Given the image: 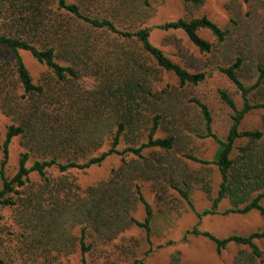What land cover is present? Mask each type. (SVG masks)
<instances>
[{
    "label": "rangeland",
    "instance_id": "1",
    "mask_svg": "<svg viewBox=\"0 0 264 264\" xmlns=\"http://www.w3.org/2000/svg\"><path fill=\"white\" fill-rule=\"evenodd\" d=\"M150 3L149 8L137 9L135 6L139 4L134 2L130 4L131 9L125 10L116 0H111L104 13L111 18L112 14L116 15L115 23L122 30L151 29V43L174 63L190 73L206 75L199 86H181L172 74L160 71L153 63L145 64L151 72L148 79L154 93L163 99L159 106L162 119L156 137H173L174 148L170 151L145 150L142 159L132 155L112 156L100 167L85 171L62 174L53 169L47 172L46 177L32 173L25 187L12 194L14 205L1 209L0 260L6 264H264V240L256 242L262 253V257L257 258L249 247L236 245L218 253L216 245L208 238L190 233L197 228L199 233L223 239L231 235L264 232L263 215L254 211L247 215L225 216L224 212L231 208V204L224 200L218 207V214L200 219L173 188L187 190L195 211L201 214L211 209L213 199L218 195L222 178L213 160L219 146L212 138H203L207 133L206 121L195 101L208 108L213 133L225 140L233 124V112L221 100L219 93L227 92L239 110L243 108V101L235 86L220 72L221 68L241 59L243 64L238 76L247 88L252 89V104H264V79L254 88L261 71H264V0H250L249 3L243 0H201L199 5L186 0H150ZM204 16L228 33L226 40L219 42L210 32L200 31V36L214 47L211 54L200 53L182 31L156 29L166 23L191 21ZM22 54L35 84H55L45 66L29 53ZM98 85L95 76L83 73L78 81L59 87L89 97L98 90ZM2 89L0 163L4 157L1 149L8 129L19 125L18 112L30 102L15 74ZM241 130L264 133V109L249 113ZM113 132H116V127ZM26 142L24 137L12 141L8 178L12 179L18 172L21 155L29 150ZM111 142V135L106 136L100 149L92 150L94 153L90 157L108 151ZM246 143L240 141L238 146ZM256 146L264 148V137ZM127 147L129 144L123 138L119 149L123 151ZM73 151L75 149L70 151V155ZM85 153L87 151L78 154V163L88 160L84 159ZM188 156L210 164L195 163ZM38 159L40 157L36 153L31 154L28 167ZM137 185L152 208L149 237L136 226L120 230L122 225L116 219L111 220L113 224H107V218L98 220L99 228L85 223L86 217L81 211L89 202L93 205L101 197H108L109 193L114 194L115 201L121 205L128 200L130 217L144 222L146 210L135 194ZM261 204L264 206V199ZM85 229L88 233L86 244L92 245V249L84 255L80 239Z\"/></svg>",
    "mask_w": 264,
    "mask_h": 264
},
{
    "label": "trees",
    "instance_id": "2",
    "mask_svg": "<svg viewBox=\"0 0 264 264\" xmlns=\"http://www.w3.org/2000/svg\"><path fill=\"white\" fill-rule=\"evenodd\" d=\"M109 1L0 0V89L15 74L24 94L30 97L23 111L18 112L19 125L8 129L1 149L4 157L0 163V219L1 209L14 205L12 194H15L16 189L25 187L32 173L46 177L47 172L53 169L62 174L85 171L100 167L112 156L132 155L142 159L145 150L170 151L174 148L173 137H156L162 119L159 106L163 104V99L154 93L148 79L151 72L145 64L153 63L160 71L172 74L181 86H199L205 81L206 75L190 73L174 63L151 43V29L130 32L118 27L115 23L117 16L112 14L113 19L104 13L105 7L109 8ZM116 1L125 10L131 9L130 4L134 2L139 4L135 6L137 9L151 6L150 0ZM249 1L243 0L244 3ZM186 2L201 4V0ZM156 29L184 32L202 54H211L214 47L200 36V31L210 32L219 42H224L228 36L227 31L206 16L191 21L166 23ZM22 53H29L45 66L51 72L55 84H35ZM242 64L243 61L238 59L231 66L220 69L241 94L243 101V108L239 110L227 92L219 93L221 100L233 112V124L225 140L213 133L208 108L195 101L206 121L207 133L203 138H212L219 146L213 164L222 178L220 189L211 209L201 214L195 211L187 190L173 188L200 219L218 214V207L224 200L231 204V208L224 212L225 216L247 215L254 211L264 216V206L261 204L264 199V148L258 149L256 146L264 133L241 130L246 116L253 110L264 109V104H252V89L247 88L238 76ZM261 72L254 88L264 79V71ZM83 73L92 74L99 82L98 90L89 97L59 87L70 81H78ZM108 135L112 138L110 149L90 157L94 153L92 150H99ZM18 137L27 140L29 150L21 155L18 172L11 179L7 176L10 145ZM123 138L129 147L121 151L119 146ZM240 141L247 143L238 146ZM72 149L75 151L70 155ZM85 151L87 153L84 155L87 156L84 159L88 160L80 164L78 154ZM33 153L40 159L28 167ZM188 159L201 165L210 164L192 156H188ZM135 188V194L146 210L144 222L130 217L128 200L126 203L123 201L122 206L115 201L116 196L109 193L108 197H101L93 205L89 202L86 209L81 211L86 217L85 223L99 228L98 220L107 218V224H111V220L116 219L122 225L120 230L136 226L149 237L153 221L152 208L143 197L140 186ZM82 232L80 244L85 255L91 251L92 245L86 244L87 229ZM190 233L208 238L216 245L218 253L230 245H236L249 247L255 257H262L256 242L264 240V232L247 236L231 235L223 239L209 233H199L197 228ZM0 264L6 263L0 260Z\"/></svg>",
    "mask_w": 264,
    "mask_h": 264
}]
</instances>
